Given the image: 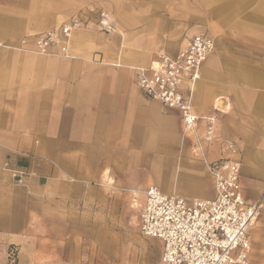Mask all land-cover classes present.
Segmentation results:
<instances>
[{"label":"crops","instance_id":"obj_1","mask_svg":"<svg viewBox=\"0 0 264 264\" xmlns=\"http://www.w3.org/2000/svg\"><path fill=\"white\" fill-rule=\"evenodd\" d=\"M102 8L119 29L74 31L67 56L0 49V250L9 256L17 249L16 264H52V244L42 235L53 230L43 220L60 207L99 205L109 185L165 187L167 167L193 198L214 197L180 114L145 97L133 72L158 51L176 54L192 36L207 34L203 26L216 49L193 104L198 116L217 119L219 138L205 158H227L222 141L241 146L250 171L244 196L263 192L264 0H0V43L17 44Z\"/></svg>","mask_w":264,"mask_h":264},{"label":"built area","instance_id":"obj_2","mask_svg":"<svg viewBox=\"0 0 264 264\" xmlns=\"http://www.w3.org/2000/svg\"><path fill=\"white\" fill-rule=\"evenodd\" d=\"M96 13V23L92 11L80 13L51 30L27 35L17 44L0 43V49L33 51L42 55L58 50L67 56L74 31L88 28L90 24L107 34L117 30L108 11ZM215 49L216 42L211 35L197 34L176 54L160 50L149 66L133 69L134 80L145 97L180 114L183 129L192 137L195 151L203 158L214 184L211 199L168 195L151 186L143 192L144 198L138 204L139 194L133 191L134 204L139 207L140 234L162 244V254L156 264H249L250 261L249 232L264 208V189L257 202L245 198L239 149L234 142H221L229 153L227 158L206 160V148L219 140L217 119L198 116L193 104L201 70ZM19 183L22 180L19 179Z\"/></svg>","mask_w":264,"mask_h":264},{"label":"rangeland","instance_id":"obj_3","mask_svg":"<svg viewBox=\"0 0 264 264\" xmlns=\"http://www.w3.org/2000/svg\"><path fill=\"white\" fill-rule=\"evenodd\" d=\"M100 10L108 11L119 29L117 18L113 12L107 8ZM92 12L94 14L93 21L96 23L97 11L93 10ZM90 25L95 26L94 24ZM199 29L210 32L207 26ZM234 141L240 144L238 140ZM239 147L241 185L243 191L246 192L244 179L249 177L250 171L244 166L243 150L241 146ZM170 170L172 169H167V167L166 171L161 168L163 174L166 172V180L163 181L165 187L161 184L159 186L162 188L159 186L157 188L168 195L178 191L183 197L192 199L195 195L193 189L184 188L178 182L174 183ZM152 174L154 180L161 181L162 175L157 176L155 172ZM145 180L146 177L143 176L140 182L146 183ZM172 184L175 186L172 187ZM148 187L130 188L109 185L104 190L105 199L99 205L88 203L58 208L56 215L51 219L43 220L42 224L53 230L51 235H42L43 244H52L51 251L47 253V257L50 258L49 262L52 264H156L161 257L162 246L158 240L146 238L140 234L138 228L139 207H137V203L134 204L135 198L133 197V191L138 192L137 200L140 204L144 198L143 192ZM261 191L255 196L256 198L250 194L245 197L247 200H256L258 197L261 198ZM249 235L252 244L249 264H264V208L251 227ZM8 253L9 256L0 250V262L4 259L9 261L8 264H16L18 250L11 248Z\"/></svg>","mask_w":264,"mask_h":264},{"label":"bare ground","instance_id":"obj_4","mask_svg":"<svg viewBox=\"0 0 264 264\" xmlns=\"http://www.w3.org/2000/svg\"><path fill=\"white\" fill-rule=\"evenodd\" d=\"M110 17L113 18L111 15H110ZM207 61H208V60H207ZM207 61H206V63H207ZM206 63H205V64H206ZM200 79H201V78H200ZM199 81H200V80H199ZM199 81H198V82H199ZM198 82H197V83H198ZM197 83H196V84H197ZM195 87H196V86H195ZM194 92H195V90H194ZM160 190H161V189H160ZM161 191H162V190H161ZM162 192H163V191H162ZM137 194H138V192H136V195H137ZM253 224H254V223H253Z\"/></svg>","mask_w":264,"mask_h":264}]
</instances>
